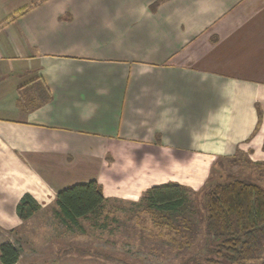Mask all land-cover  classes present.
<instances>
[{
  "label": "crops",
  "instance_id": "obj_1",
  "mask_svg": "<svg viewBox=\"0 0 264 264\" xmlns=\"http://www.w3.org/2000/svg\"><path fill=\"white\" fill-rule=\"evenodd\" d=\"M263 144L264 0H0L3 225L90 180L103 204L189 196Z\"/></svg>",
  "mask_w": 264,
  "mask_h": 264
},
{
  "label": "rangeland",
  "instance_id": "obj_2",
  "mask_svg": "<svg viewBox=\"0 0 264 264\" xmlns=\"http://www.w3.org/2000/svg\"><path fill=\"white\" fill-rule=\"evenodd\" d=\"M202 188L190 192L179 210L167 215L171 226L153 224L143 203L104 204L96 213L66 226L46 206L18 225H3L0 242L9 240L19 249L17 264H181L203 254L206 240L200 195L226 172L257 178L264 186V160L249 152H237L213 164ZM248 264H259L249 262Z\"/></svg>",
  "mask_w": 264,
  "mask_h": 264
},
{
  "label": "trees",
  "instance_id": "obj_3",
  "mask_svg": "<svg viewBox=\"0 0 264 264\" xmlns=\"http://www.w3.org/2000/svg\"><path fill=\"white\" fill-rule=\"evenodd\" d=\"M42 99H48V94ZM188 192L184 185L166 182L148 188L139 203L154 217V225L170 227L166 213L183 207ZM104 201L96 180L74 184L56 193L54 214L66 226H79V219L96 214ZM200 202L206 236L203 254L190 256L181 264H264V186L257 178L226 172L223 179L203 189ZM39 208L32 195L25 193L16 205V213L25 221ZM19 255L11 241L0 242V264H16Z\"/></svg>",
  "mask_w": 264,
  "mask_h": 264
}]
</instances>
